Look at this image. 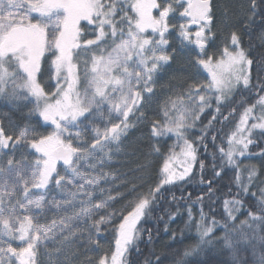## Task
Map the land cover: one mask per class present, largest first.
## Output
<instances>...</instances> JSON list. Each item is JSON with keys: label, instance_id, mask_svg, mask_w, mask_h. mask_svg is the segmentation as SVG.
<instances>
[{"label": "snow or ice", "instance_id": "snow-or-ice-1", "mask_svg": "<svg viewBox=\"0 0 264 264\" xmlns=\"http://www.w3.org/2000/svg\"><path fill=\"white\" fill-rule=\"evenodd\" d=\"M257 16L264 25V0H247L246 5L239 0H0V98L31 105L28 118L34 115L38 123L53 126L47 134H34L29 126L16 135L6 132L0 120V264H38L41 249L57 237L60 245L55 251L44 252L49 264H74L70 245L78 238L74 226L81 225L89 239L108 226L114 233V250L86 264H127L129 250H139L138 225L156 211L170 191L167 186L189 180L200 148L212 157L213 176L245 156L255 142L253 131L260 130L264 137V56L253 57L243 45L244 30L257 22ZM173 36L177 43L169 39ZM221 36L223 46L218 47ZM260 38L264 40V33ZM213 47L218 50L212 52ZM82 54L85 59L80 61ZM46 73L54 80L52 87L44 84ZM201 74H206V83L197 80ZM166 75V86L160 88L167 99L159 118L150 121V131L153 137L174 135L179 152L169 150L157 176L126 183V192L105 187L110 178L113 184L118 179L105 168L120 154L129 133L147 119L144 109ZM254 78L260 89L255 102L243 108L230 133L220 130L226 146L217 145V135L210 134L211 120L195 140L189 137L206 108L214 106L220 114L237 89L251 90ZM86 133H91L90 139ZM207 140L214 152H208ZM20 148L30 150L34 158L27 160L24 153L17 158ZM153 151L159 148L153 146ZM148 167L141 165L140 170L147 172ZM204 168V161H199L201 174ZM248 173V183L240 184L237 178L239 191L223 201L232 231L225 222V235L216 240L233 251L234 262L230 237L239 232L247 239L248 229L255 239L254 225L264 227L261 188L258 208L244 211L248 220L236 228L235 213L244 208L245 197L255 196L249 191L255 167ZM206 183L211 196L213 182ZM69 188L63 200L48 199L51 190ZM171 199L175 202L177 197L173 194ZM121 200L128 201L124 209L113 210L114 202ZM194 203L201 205L198 222L185 207L197 235L176 264H224L208 258L219 222L205 216L202 196ZM53 211L64 215H46ZM166 215L174 221L179 212ZM164 230L168 231L167 221ZM170 235L175 240L185 233ZM260 240L252 264H264V236ZM16 241L19 245L14 247ZM153 256L146 264H164V258Z\"/></svg>", "mask_w": 264, "mask_h": 264}, {"label": "trees", "instance_id": "trees-1", "mask_svg": "<svg viewBox=\"0 0 264 264\" xmlns=\"http://www.w3.org/2000/svg\"><path fill=\"white\" fill-rule=\"evenodd\" d=\"M234 3L238 0H233ZM239 2L247 3V0H239ZM237 20L239 18H236ZM257 22L252 24L247 30H244L243 35V45L246 50H248L253 57L264 56V40H261V33H264V25H261L260 17L257 16ZM202 82H206V76L202 74ZM255 77V73H253ZM168 78L166 76L161 80L160 84L166 86V81ZM192 81L189 80V83ZM253 87L249 89H237L233 93L230 100L221 106L220 114L214 112V106L212 108H207L201 115L200 119L196 124L193 131L189 132L188 135L193 140L199 134L201 127L208 124L211 120L212 125L210 134H216L217 145H224L225 140L222 139V133L220 130L226 132H231L236 126L239 120V116L243 111V108L251 103H254L257 94L260 93V89L255 87L256 80L253 79ZM264 94V93H261ZM235 108V112L232 109ZM258 109L255 114H258ZM222 114V115H221ZM213 115L216 119L212 120ZM223 116H228V120H223ZM249 123H252L250 120ZM139 127V124H138ZM86 133V139H90ZM150 128L140 127L135 133H131L126 140V144L129 146V151L135 156L136 160L142 159L146 155L147 151L150 150L151 139H153ZM255 142L249 146L248 153L242 157H236L235 162L230 165H226L224 170L221 172L220 176H213L211 160L212 157L208 156L203 148H200L198 152V162L193 168L191 177L186 182H177L176 184L167 186L170 191L165 193L162 201L157 205L156 211L150 214L145 221H141L138 227L141 229L139 238L136 241L138 245V251L136 247H132L127 253V264H146V261L154 259L153 254H158L164 258V264H176V261L180 259V254H182L185 247L193 242V238L197 235L195 226L188 221L187 208H191L192 216L195 221H199V212L201 205L194 203L198 197H203V211L206 217L214 218L218 221V225L214 229L216 233V238L213 240V251L209 252L208 258L212 261H221L224 264H252L253 252H259L261 246L260 237L264 236V227L259 225H254L255 228V239L252 238V234L248 229H244L248 233V238L244 239L241 237L239 232H236L230 238L235 244V257L234 262L233 251L224 247L223 244L217 243L216 240L219 237L225 235L224 230H222L221 225L225 222L229 224V231L231 232L232 221L226 220V211L223 207V201L230 200L233 195L239 191L238 181L240 184L248 183V169L255 167L257 175L256 180L249 187V191L255 193V196H248L244 198V208L240 213H235L237 220L235 222L236 228H240V221L248 220V217L244 215V211L251 208L253 211L258 208L259 195L256 194V182L264 180V137L261 136L260 130H254L252 133ZM208 144V152H214L212 142L210 140L206 141ZM199 147V146H198ZM153 159V158H152ZM217 163H219V156L216 157ZM203 160L205 168L201 174L199 169V161ZM152 175H158V169L154 166L152 169ZM202 180L204 182H202ZM212 180L213 194L209 196L207 181ZM175 195L177 200L172 201L171 196ZM190 199H189V195ZM183 196L184 199L181 200L180 197ZM178 210L179 215L176 216L174 221H169L166 213H175ZM162 217V219H161ZM167 221V229L165 232V222ZM208 221H206L207 223ZM249 223L252 221L249 220ZM151 232V240L148 239V233ZM184 232L185 235L181 238L177 235V238L173 240L171 238V233ZM109 236L99 237L98 244L93 245V249L84 253L82 248L79 249L78 244H72L71 250L74 251L75 257L74 264H86L87 259L95 260L101 255L108 253L114 247V235L106 234ZM105 242V243H104ZM40 258V257H39ZM38 264H48L42 260H39ZM72 258V257H70ZM191 261L193 258H187Z\"/></svg>", "mask_w": 264, "mask_h": 264}, {"label": "rangeland", "instance_id": "rangeland-1", "mask_svg": "<svg viewBox=\"0 0 264 264\" xmlns=\"http://www.w3.org/2000/svg\"><path fill=\"white\" fill-rule=\"evenodd\" d=\"M227 33H224V36H226ZM224 36H221L217 40V46L222 47L223 46V39ZM169 39L173 43H177L176 37H169ZM218 47H213L211 49L212 52H216L218 50ZM80 61H83L85 59L84 55L82 54L79 57ZM82 67V64H81ZM206 76V74H204ZM202 74L197 76V80L199 82H202ZM166 78L168 76L166 75ZM160 82H158L157 85V95L153 98L151 104L144 109L145 114L147 116V119L139 123V127L133 129L132 132L129 133H135L139 130L140 127L143 128H150V121L155 120L159 118V109L162 107L164 104V101L167 99L164 90L160 88ZM207 82V81H206ZM205 82V83H206ZM44 84L46 88L52 87L54 84V80L49 79L48 74H45L44 77ZM31 108V105H26L24 103L20 104H13L10 103L7 100H4L0 98V120L4 121L5 129L6 132L13 133L18 135L19 131L23 130L25 127H31L36 130V133L34 134H47L50 133L53 130V126L50 124H44V122L41 120L39 123L37 122V118L33 115L31 118H28L29 114V109ZM207 109V108H206ZM205 109V110H206ZM204 110V111H205ZM151 135V134H149ZM89 137H91V133L88 134ZM75 143V142H74ZM126 141L124 142V145L121 148L120 154L116 155L112 158L111 164L105 168V171H110L112 173V176L117 177L118 179L115 180V184L112 183V180L110 178L109 182L106 183L104 186L112 189L113 187H119L121 192H126L127 189L124 187V185L130 181H137L139 182V177L145 176H153L152 175V169L157 167L159 170L160 167H162L163 160L165 156L168 154L169 150L171 149H176L177 152H179V148L176 147L178 144V140L174 135L169 136L166 135L164 137H153L151 139V146L150 150L147 151L146 155H144L143 160L138 159L136 160L135 156L132 155L131 151H129V146L125 145ZM153 146L159 148V152H154L153 151ZM20 153H24V156L27 160H31L34 157L30 155V150L20 148L17 152V158L19 157ZM153 158V159H152ZM147 164L149 165L147 172L140 170L141 165ZM59 168V165H58ZM63 174V172H62ZM256 178L253 179V183L255 182ZM264 181V180H263ZM256 194L259 195L260 198V189L264 188V183L262 181H257L256 182ZM68 191H72V189H61V190H56L53 189L50 192H48V199L51 200L52 197H55L56 200L60 201L63 200L66 197V194ZM128 201L127 200H121L119 202H114V209H119L123 210L124 207L127 205ZM67 215H71V211L66 213ZM46 215L49 217L56 216L59 218V215H64V213L57 214L56 212H46ZM74 231L77 234L78 238H75L73 240L72 244H78L77 246L82 248L84 253H88L93 249V240H98L99 237H103L102 240H105L106 234H111L112 236L114 235L112 231V227L108 226L107 228H104L101 230L99 234H91V239H89V233L86 229V226L81 225L80 227H75L74 226ZM81 233H83L81 235ZM104 242V243H105ZM19 245V241H16L13 243V246L16 247ZM60 245V240L57 237L56 239L51 240L50 242L47 243L46 248H42L39 254V260H42L44 262H47L49 264V257L44 255L45 251L48 252H54L55 249ZM70 245V249H71ZM114 250V247L108 252L110 253L111 251ZM53 260L55 261V257H53ZM88 260V259H87Z\"/></svg>", "mask_w": 264, "mask_h": 264}]
</instances>
